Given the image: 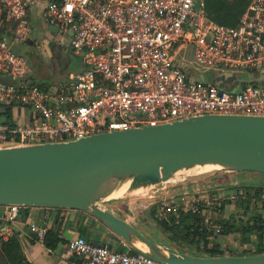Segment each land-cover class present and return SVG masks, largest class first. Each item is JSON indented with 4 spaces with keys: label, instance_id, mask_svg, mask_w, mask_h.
Here are the masks:
<instances>
[{
    "label": "built area",
    "instance_id": "2783aa9c",
    "mask_svg": "<svg viewBox=\"0 0 264 264\" xmlns=\"http://www.w3.org/2000/svg\"><path fill=\"white\" fill-rule=\"evenodd\" d=\"M39 1L0 0V31L8 35L0 37V108L12 111V126L0 117V147L71 141L199 115L264 116V0H251L236 26L209 21L205 0H43L46 26L66 36L84 65L51 90L30 83L26 59L7 41H32L28 15ZM189 45L191 57L179 62L178 53ZM189 71L209 77L194 79ZM239 196L233 190L224 196L182 193L159 209L163 217L174 215L176 224L181 212L201 213L219 235L216 206L228 200L232 208ZM253 200L264 205V191ZM6 206L5 221L14 222L22 206ZM29 229L43 242L45 228L31 223ZM66 245L84 264H167L82 236ZM198 249L204 252L203 242Z\"/></svg>",
    "mask_w": 264,
    "mask_h": 264
},
{
    "label": "water",
    "instance_id": "95a60500",
    "mask_svg": "<svg viewBox=\"0 0 264 264\" xmlns=\"http://www.w3.org/2000/svg\"><path fill=\"white\" fill-rule=\"evenodd\" d=\"M46 30L62 34L54 25ZM203 164L264 175V116L199 115L71 141L0 147V205L87 211L133 251L167 264H264V253L209 256L165 249L99 204L109 178L130 177L131 186L157 184ZM0 264H9L1 248Z\"/></svg>",
    "mask_w": 264,
    "mask_h": 264
},
{
    "label": "rangeland",
    "instance_id": "374dc122",
    "mask_svg": "<svg viewBox=\"0 0 264 264\" xmlns=\"http://www.w3.org/2000/svg\"><path fill=\"white\" fill-rule=\"evenodd\" d=\"M40 3H43V0L35 4L28 15L30 22L29 36L33 39V43H11L10 40H8V43H10L14 52L22 55L26 59L27 76H31L35 84L45 85L51 90L63 86L68 75L79 70L83 63V55L75 54L73 51L63 46L61 40L66 38L65 35L57 34L54 37L48 35L46 24L41 16L42 11L40 10ZM224 77L225 76L222 75L221 79L225 80ZM244 77L247 76L244 75ZM234 78L235 75H231L227 79L231 81L234 80ZM239 89L240 86L237 87V90ZM240 185L247 187H262L264 189V175L256 172L236 173L224 170L210 172V170H207L202 174L185 176L183 172L180 171L175 173L169 181L150 186L143 196L119 200H101L99 204L102 206L115 207L119 213L129 216L134 223L139 224L138 226L140 229L145 231L148 237L159 241L165 240L171 243L154 219L156 218L155 216L161 215L159 208L162 206V203L175 200V198L182 193H187L188 197L192 194L206 196L210 194H220L224 196L230 192L231 187H239ZM152 209H155V215L153 216L151 214ZM227 210L228 208L226 211ZM226 211L219 213L216 210V213L213 214V221L215 222L224 218L227 219V217L230 216L233 218L237 217L234 207ZM222 238L227 242L225 248H228V250L230 249L228 252L238 250L236 249L240 244L238 243V233L232 232L230 235H224ZM184 249H187V247L184 246ZM191 249L194 251L196 250L194 246L191 247ZM241 252L242 251H238V253H234L240 254Z\"/></svg>",
    "mask_w": 264,
    "mask_h": 264
},
{
    "label": "trees",
    "instance_id": "16d2710c",
    "mask_svg": "<svg viewBox=\"0 0 264 264\" xmlns=\"http://www.w3.org/2000/svg\"><path fill=\"white\" fill-rule=\"evenodd\" d=\"M251 0H205V14L209 21L216 24L226 26H236L243 13L246 11ZM0 31V37L7 39L8 35L2 34ZM8 41V40H7ZM36 85L40 89H48L45 85ZM1 110V108H0ZM12 111L7 108L3 112H0V117H6L7 123L10 124V117ZM12 126V124H10ZM242 195L239 196L234 203L235 215L237 217H227L219 219L214 224L220 227V235H227L232 232L239 234L240 242L245 244L255 243V253L245 254H263L264 253V205L258 206L257 201L253 200L264 189L262 187H247L240 185L239 187H231L230 190ZM241 192V193H240ZM230 201L223 200L218 203L216 210L219 213L226 211ZM27 208V207H22ZM152 216L155 215V209L151 210ZM154 218L160 228L162 229L166 238L179 248L184 246L195 247L197 251L189 252V254H206L209 256H221L224 255L222 250L217 244H213L210 248H206L204 252H199L198 247L201 242L206 244L210 238L216 236L213 229H210L203 222V214L181 212L178 216L179 223H175V216L168 215L155 216ZM246 218V219H245ZM59 241L56 230L47 231L44 237V244L53 248ZM0 248L5 255L9 264H27L25 256L22 252L19 239L16 235L8 237L6 239L0 236ZM182 248V249H183ZM132 251V250H131ZM246 252V251H245ZM229 255H237L231 252Z\"/></svg>",
    "mask_w": 264,
    "mask_h": 264
},
{
    "label": "crops",
    "instance_id": "0c3cea01",
    "mask_svg": "<svg viewBox=\"0 0 264 264\" xmlns=\"http://www.w3.org/2000/svg\"><path fill=\"white\" fill-rule=\"evenodd\" d=\"M44 5V2L40 3L41 11ZM30 12L31 11H29V14ZM66 49L71 50L68 45ZM191 53L192 48L189 45L178 53L177 60L180 62L181 59L184 57L190 58ZM83 66L84 65L82 63L79 70L82 69ZM189 73L190 76H192V78L194 79L200 78L201 76L206 79L209 77L208 74H198L194 71H189ZM27 77L30 82H33L32 84H35L31 76ZM104 207L110 210L111 212L115 213L117 216H119L129 224L141 230L138 226L139 224L134 223L132 219L129 218V216L119 213L117 211V208L106 205ZM6 210L7 206L0 205V236L4 239L14 235L18 237L27 264H84L83 258L72 254L68 250L66 245L68 240L73 239L77 236H82L88 241L95 244L108 245L111 249L115 251L127 252L132 250L131 245H129L125 240L117 236L106 225H104L100 220H98L96 217H94L87 211L72 208H49L40 206H29L27 208L20 209L18 216L14 222H7L5 221ZM262 211L264 214V210ZM31 223L36 224L40 228H45L47 231H51L53 229L56 230L59 241L55 244L53 248L47 247L44 242H40L35 237V235L31 233L29 229ZM141 231L147 236L145 231ZM223 236L224 235L219 234L210 238L205 247L210 248L213 244H217L222 250V252L225 251L229 255L231 252H228L230 251V249L228 250V248H225L227 242L222 238ZM151 239L157 244H159L161 247L171 251L175 249L183 253H187V251L192 253L197 251V248L195 247V251L192 250L191 247H187V249H184L182 247V249L179 248L177 245L168 243L165 240L159 241L154 238ZM239 240V247H236V249L238 250H234V252H242L237 255H246L245 253H255L257 248L255 246V243L245 244L240 242Z\"/></svg>",
    "mask_w": 264,
    "mask_h": 264
},
{
    "label": "bare ground",
    "instance_id": "6f19581e",
    "mask_svg": "<svg viewBox=\"0 0 264 264\" xmlns=\"http://www.w3.org/2000/svg\"><path fill=\"white\" fill-rule=\"evenodd\" d=\"M217 165L213 164H203L195 165L190 168L181 169L178 172H183L185 176L198 175L210 170V172L215 170H221ZM173 182V181H172ZM131 178H109L100 188L101 200H119L129 197L143 196L146 194L150 186L153 184L144 183L139 185L131 186ZM156 186V185H155ZM153 188V187H152ZM152 190V189H151Z\"/></svg>",
    "mask_w": 264,
    "mask_h": 264
},
{
    "label": "flooded vegetation",
    "instance_id": "af4514ba",
    "mask_svg": "<svg viewBox=\"0 0 264 264\" xmlns=\"http://www.w3.org/2000/svg\"><path fill=\"white\" fill-rule=\"evenodd\" d=\"M48 35H49L50 37H54V36L51 35L50 33H48ZM31 43H33V41H31V42L28 43V44H31ZM61 43L63 44V46H64L65 48L67 47V42H66L65 38L61 40Z\"/></svg>",
    "mask_w": 264,
    "mask_h": 264
}]
</instances>
